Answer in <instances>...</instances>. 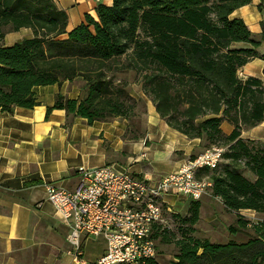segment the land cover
Segmentation results:
<instances>
[{"label":"trees","instance_id":"16d2710c","mask_svg":"<svg viewBox=\"0 0 264 264\" xmlns=\"http://www.w3.org/2000/svg\"><path fill=\"white\" fill-rule=\"evenodd\" d=\"M264 3V0H261ZM251 0H111L97 3L95 18L67 30V15L54 0H0V112L39 104L35 88L83 83V95L57 94L52 108L85 118L88 123L121 118L132 122L145 111L119 75L132 71L142 93L165 123L202 148H223L215 169L203 168L212 197L229 212L254 211L264 217V145L241 137L264 119V81L239 77L250 61H264V19L254 36L231 14ZM31 31L9 45L8 32ZM264 78V70L262 71ZM142 106L139 108V103ZM51 108L47 109V112ZM231 126L225 134L222 123ZM198 201L179 233L154 226L151 238L172 244L170 264H262L264 219L237 216L227 228L246 230L245 242H212L195 235ZM96 264V263H91ZM140 264H159L144 259Z\"/></svg>","mask_w":264,"mask_h":264},{"label":"crops","instance_id":"0c3cea01","mask_svg":"<svg viewBox=\"0 0 264 264\" xmlns=\"http://www.w3.org/2000/svg\"><path fill=\"white\" fill-rule=\"evenodd\" d=\"M54 2L66 12L68 31L84 21V14L95 18L98 2L111 4V0ZM263 10L261 0H251L231 17L241 18L250 32L258 36ZM242 69V78L256 77L264 81L263 60L254 59ZM71 84L37 87L34 92L38 105L0 112V264H76L66 254L69 227L47 201L46 185L73 190L80 170L104 165L155 181L174 172L203 149L199 139H188L170 128L141 89L132 85L126 87L127 91L132 97L145 100L146 109L131 123L121 118L88 123L85 118L52 108L57 94L77 98L78 90L72 86L70 92H65ZM48 108H51L49 112ZM221 128L225 134L232 129L226 122ZM241 137L264 145V119L259 125L243 130ZM208 192L207 197L215 200V204L207 206L217 214L212 216V224L224 226L226 222L228 228L236 223L237 216L251 222L264 219L250 210L226 211L221 201ZM178 197L165 195L164 208L170 211ZM198 202L200 218L204 202ZM251 232L248 224L246 230L237 233V239L231 240L245 242ZM99 239L83 240L84 264L95 263L103 254L105 244L98 243ZM156 252L155 261L159 264H170L174 259L175 252Z\"/></svg>","mask_w":264,"mask_h":264},{"label":"built area","instance_id":"2783aa9c","mask_svg":"<svg viewBox=\"0 0 264 264\" xmlns=\"http://www.w3.org/2000/svg\"><path fill=\"white\" fill-rule=\"evenodd\" d=\"M222 152L223 148L215 146L204 149L155 181L104 165L80 170L73 190L46 185L47 201L69 227L66 254L74 263L84 264L83 240L102 237L105 250L96 264H140L155 259L151 235L153 227L163 223V197L176 194L200 200L211 183L196 175L203 168L215 169Z\"/></svg>","mask_w":264,"mask_h":264},{"label":"rangeland","instance_id":"374dc122","mask_svg":"<svg viewBox=\"0 0 264 264\" xmlns=\"http://www.w3.org/2000/svg\"><path fill=\"white\" fill-rule=\"evenodd\" d=\"M76 8H77V6H76ZM30 35H31V31L28 29H21L17 32H8V33H6L2 42L4 44H11L15 41L21 40L22 38L28 37ZM257 50L260 54L264 53V43L261 44V46ZM238 75H239V77L244 75V69L240 70L238 72ZM118 77L126 82L127 87H128V85L129 86L132 85L135 89L136 88L138 90L141 89L140 84H139V77L134 72H132V71L125 72L124 74L119 75ZM71 86H72V88H75V90H78L79 95H77V97H80L83 95V91L81 90L83 83L80 80H76V81L72 82L71 85H67V87L65 88L66 89L65 92H70ZM138 90H136V91H138ZM137 99H139V98H137ZM141 100L143 101L144 108L146 109V101L143 99H141ZM141 106H142V102L139 103L138 107L140 108ZM203 150L204 149L200 150V152L197 153V155L200 154ZM199 177H205V174L200 173ZM207 193H209V192H207ZM206 194L199 200V201L204 202V205H203V208L201 209L200 218L198 219L197 223L194 225V228L196 230L195 235L198 237L207 238L210 241L219 242V243H224V242L228 241V239H237V238H235L236 235L234 236L232 234H229V232H227L226 222L223 223L224 226H219L217 224L211 223L212 218H213L212 216L217 215V214H216V212H215V214H213L212 209L210 207H208L207 205L214 206L215 200H213L211 197H207ZM190 202H191L190 199L179 196L176 199L175 205L173 207H171L170 211H168L164 208L163 215H162L163 223L160 225V231H164V232L167 231V232H173L175 234H178L179 229H180V225H181V220L184 217H186L187 215H189L188 209H189ZM225 220H227V219L225 218ZM99 240L100 241H98V243L103 244L104 240H102V237H100ZM104 244H105V241H104ZM155 244H156L155 249L158 252H168V253L175 252L174 246L172 244L158 243V240H155Z\"/></svg>","mask_w":264,"mask_h":264}]
</instances>
